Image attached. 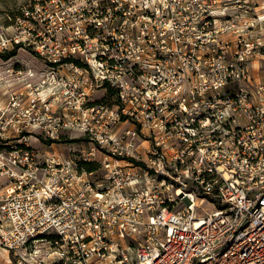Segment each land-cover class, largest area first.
I'll use <instances>...</instances> for the list:
<instances>
[{
	"label": "built area",
	"instance_id": "obj_1",
	"mask_svg": "<svg viewBox=\"0 0 264 264\" xmlns=\"http://www.w3.org/2000/svg\"><path fill=\"white\" fill-rule=\"evenodd\" d=\"M110 6L107 36L85 33L93 50L44 49L50 70L67 65L116 91L114 107L93 105L82 122L103 178L40 154L27 136H0V249L15 264H264V5ZM127 121L118 136L96 130ZM199 200L215 209L197 215Z\"/></svg>",
	"mask_w": 264,
	"mask_h": 264
},
{
	"label": "rangeland",
	"instance_id": "obj_2",
	"mask_svg": "<svg viewBox=\"0 0 264 264\" xmlns=\"http://www.w3.org/2000/svg\"><path fill=\"white\" fill-rule=\"evenodd\" d=\"M217 1L223 5L228 0ZM249 1L252 6L255 3L256 8L264 5V0ZM108 6L111 8L110 0H0V136H27L28 144L40 154L76 160L79 164L89 159L88 162L98 166L92 176L97 181L105 173L98 163L102 155L89 138L93 135L84 132L82 122L87 120V110L93 105L114 107L116 91L106 84L92 82L90 86L84 72L71 76L72 69L67 65H55L54 71L50 70L52 63L47 58L51 60V57L44 54V49L50 46L55 52L61 47L68 49L79 44L93 50L94 45L88 43L85 33L89 37L107 36L109 29L104 26L103 17ZM10 52L13 54L9 55ZM85 57L84 53H77L72 58L84 69ZM65 76L73 80L75 88L71 86L66 90L61 86L58 79ZM108 90H113L114 94L110 95ZM44 98H47L45 106L38 101ZM31 99L37 100L33 107ZM43 120L45 129L40 124ZM101 123L96 126L97 132L105 130L111 136L133 129L130 121L117 122L110 128H104ZM50 131L58 136L54 142L44 139ZM148 134L138 133L142 137L135 142L141 157L147 148L151 149L150 142H142L143 136ZM93 148L94 154L90 155ZM199 206L196 213L200 216L215 209L207 200H199ZM0 264L15 262L0 249Z\"/></svg>",
	"mask_w": 264,
	"mask_h": 264
},
{
	"label": "trees",
	"instance_id": "obj_3",
	"mask_svg": "<svg viewBox=\"0 0 264 264\" xmlns=\"http://www.w3.org/2000/svg\"><path fill=\"white\" fill-rule=\"evenodd\" d=\"M16 46H18V45L16 44ZM12 54H13V52H10L9 53V55H12ZM2 57H6V56H2ZM76 63H78V65H81V64H79V62H76ZM108 92L110 93V95H113L114 94V91L113 90H108ZM79 166L82 167V168H84L87 172H92V171H94L98 167L93 162H81L79 164Z\"/></svg>",
	"mask_w": 264,
	"mask_h": 264
},
{
	"label": "crops",
	"instance_id": "obj_4",
	"mask_svg": "<svg viewBox=\"0 0 264 264\" xmlns=\"http://www.w3.org/2000/svg\"><path fill=\"white\" fill-rule=\"evenodd\" d=\"M3 251H5V250H3Z\"/></svg>",
	"mask_w": 264,
	"mask_h": 264
}]
</instances>
